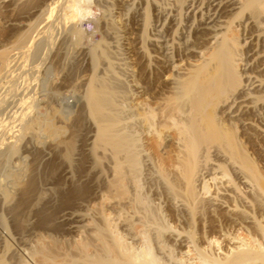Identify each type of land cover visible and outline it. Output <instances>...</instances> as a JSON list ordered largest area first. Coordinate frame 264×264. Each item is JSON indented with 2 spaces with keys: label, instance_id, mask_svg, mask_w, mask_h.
Here are the masks:
<instances>
[{
  "label": "bare ground",
  "instance_id": "obj_1",
  "mask_svg": "<svg viewBox=\"0 0 264 264\" xmlns=\"http://www.w3.org/2000/svg\"><path fill=\"white\" fill-rule=\"evenodd\" d=\"M5 1L13 18L0 29L3 202L12 192L1 174L29 129L68 183L63 201L95 199L60 216L77 237L67 264H264V173L237 135L264 113V29L246 36L263 23L264 0ZM92 3L102 12L95 21ZM245 10L240 40L223 18ZM89 22L100 38L91 31L80 49ZM73 53L85 61L81 87L75 80L62 92V82L58 91L52 76ZM40 71L39 99L30 87ZM82 123L88 131L77 148ZM256 129L264 136V125ZM36 176L24 161L14 179L16 217L37 191ZM55 240L27 255L57 264L66 253Z\"/></svg>",
  "mask_w": 264,
  "mask_h": 264
},
{
  "label": "rangeland",
  "instance_id": "obj_2",
  "mask_svg": "<svg viewBox=\"0 0 264 264\" xmlns=\"http://www.w3.org/2000/svg\"><path fill=\"white\" fill-rule=\"evenodd\" d=\"M4 3H6L5 0H4ZM4 3H3V0H0V4L4 9V10L2 8H1L2 10L0 9V29L1 30L3 29V27H5L4 29H6L8 23L10 22L11 17L13 18V14L11 13L10 10H8L3 5ZM92 6H93V3H92ZM98 8H97V6L91 7V11L92 10L93 11H92V14H90V16H88L89 17L88 20L95 21L96 19H100L102 12H101V9L100 8L98 9ZM2 11H3V13H2ZM150 12H151L150 17L152 20V19H154L155 15H154V12L152 10ZM130 14H132V13H129L128 15H125V16L123 15L124 16L123 18H125L126 16H128V18H129ZM249 14H250L249 10H247V11L245 10L243 12V14L238 15L236 17L228 14L225 18H223L225 21L229 22L231 29L235 30V32L238 35L240 40L242 38V35H241V30H239L237 25L242 23L244 17L249 16ZM128 18H127V20L129 21ZM262 19H263V21L262 20L261 21L264 23V18L262 17ZM261 21H260V23H261ZM124 22H126V18H125ZM263 23L258 24L255 27H253V26L251 27V25H250L247 32H246L247 33L246 36H248L250 34H252V36H253L254 34H257L259 29L263 30L264 29ZM126 24H127L126 27L128 28L132 24V21L130 23L126 22ZM97 26H99V25L93 26V23H90V22L85 25V28L88 32H85L83 35V36H85L84 38L86 40L83 42L82 45H80L81 46V48L79 47L80 49H82V48L85 49L86 48L85 46L89 45V42L91 40V33H90L91 31H94V34H95V37L93 39H99L100 38L99 30H98L99 28H97ZM0 38H2V37H0ZM82 46H84V47H82ZM72 56H74V57L76 56L77 58L80 56L79 61L76 57H75V59H71V58H74ZM81 56L82 55H78V54L76 55L73 53L71 55V57L69 58V60L65 61V63L68 61L67 62L68 65H65L64 62L60 63L61 67L59 66L60 68L59 67L57 68L59 72L57 70H55V72H58L59 74L55 73L52 76V82H53V84L56 83V86H57V87L54 86L55 84L53 85L54 88L56 87L55 89L58 90L59 88L61 89L64 87L63 89H61V91L64 92L66 89H68V87H67L69 85L68 83H72L74 85L76 83V81H77V83L75 84V86H77L76 88L78 89V87H81V82L83 81L82 79H83L84 74H85V73H83V75H82V73H81L82 71L84 72V68H85V61L82 59ZM74 61L75 62L77 61L80 63L77 64V62L75 63ZM72 64L74 65V67ZM62 65L65 66L64 67L65 69L62 68ZM76 65L79 67H77ZM82 65L84 66V68ZM61 69L62 70L64 69V70L62 71ZM40 72L38 73L39 75L37 73L33 74L36 77L31 79V87H30L32 89L30 94H35L34 96H36V97L39 95L38 98L44 97L43 95H41L44 93V91H42L43 88L41 87L42 81H43V74H42V72L40 74ZM52 72H54V70ZM76 73H77V76H76ZM261 74L264 75V72L263 73L261 72ZM30 75L31 74L28 75L29 78H31ZM55 75H56V78L54 77ZM73 75L77 78H78V76L80 78V75H82L83 77L81 76L82 77V79L80 78L81 81L78 78L79 82L77 79H74L73 81H71L73 78H75V77H73ZM61 76H62V78H61ZM65 76H67V77H65ZM64 79L69 81V82H66V81L64 82ZM50 80H51V77H50ZM74 81H75V83H74ZM59 82L61 85L59 84ZM62 82L66 83V84L64 85ZM58 84H59V86H58ZM72 84L69 85V89L72 88ZM62 85H64V86L62 87ZM51 86H52V84H51ZM21 88L22 87H20V90H21ZM41 88H42V90H41ZM33 89H35V92L33 91ZM39 89H40V91H39ZM72 98H74V97H72ZM72 98L71 97L68 98L69 102L70 103L76 102V100H75L76 98L73 99L75 101H73ZM52 104L54 106L58 105L57 102H55V101ZM74 104L72 103V105H74ZM42 109L39 108V111H42L41 113H45L46 110L45 109L42 110ZM3 113H6L7 116L9 117L8 114L10 112L8 110H6ZM261 115H260L262 117L261 121L257 120L256 117H255V119L252 118V116L250 118L254 119L256 121V122L254 121V124H256V123L258 124L261 122L260 124L264 125V113H263V111H262ZM261 117H259V119ZM260 124H258V125H260ZM256 125L252 126L253 129L249 130V132L250 131H252V132H250V133L248 132L249 133L248 135L247 134L244 135V132L241 131V129H240L241 126H238L237 135L242 137V139H243L242 142L244 144L245 149H247V152L258 163V166L261 168V170L264 173V138H263L264 136L259 131H256L257 130L256 128L258 127V125L257 126ZM23 126L25 127L26 124H23ZM85 128H86L85 124L82 123L80 125V128H79L82 130H80L81 132H79V135L77 136V139H76L77 148L80 144L84 143L83 141L85 140V137L82 138V134H83V136H86L87 135L86 133L88 131ZM85 131H86V133H85ZM26 132H27V135H26V138H27L30 135L29 129L26 130ZM251 134H252V136H251ZM26 138H25V140L21 141V143L19 145L18 155L17 156L15 155L14 157H12L11 160H8V162L5 163L6 164L5 168L1 174V182L4 183L11 190L12 198L9 202L5 203V202H3L4 201L3 196L0 192V214H1L0 218L2 220H3V218L5 219L3 221L0 220L1 221L0 223H4L7 226V230H4L5 229L4 226H2V224H0V226H2V228L0 227V256L3 254L2 250H3V247L5 245V242L8 243V241H9L8 244H9L10 248L4 252L6 264H17L19 261H23V259H24V261L26 259V262H28V263L30 261L32 264H40L39 263L40 255H36L35 257L29 256V254L27 255L29 250L33 249L34 247H38L39 245H41V243L48 242L51 244L52 241L54 242V239H57V240H55V242H59V244L61 245V246L59 245L60 249L58 252L61 253L64 251V253H66V254L62 253L64 256L56 258L55 261L57 262V264H67V262L70 258L68 256L69 252L71 253L72 249L74 250L73 247L75 246V245L74 246L72 245V244H75V243H73L72 240H73V238L76 239L77 237L75 238L76 234L74 232H70L68 229L65 228L67 226L64 224V222L61 221L60 216L64 211L68 210L67 208H70L73 205H74L75 209L78 207L81 208L82 205H85L87 203H89V205L93 204V206H95L96 205L95 199L93 200L95 205H94V203H90V202H87L84 200L87 198L91 200L93 196L92 197L89 196L90 198L88 196H86L87 198L85 196H82L81 198L76 199L77 203L75 201H73V203H70V204L67 203L66 204V201H63L64 198H62L63 197L62 195H65V193H66L65 191H67L65 189H68V183L66 181H63L61 178H59L60 177L59 176V169L54 167V166H51V164H52V163H50L51 157H49L51 155H49L47 153V150L45 153L43 151H41L43 149V147H41L42 145L40 144V142H37L36 138L35 139L34 138H31V139L27 138V141H26ZM81 140H82V142H81ZM32 142H34V145ZM27 143H28V145H25ZM0 147L3 148L4 145L3 146L0 145ZM2 148H0V149H2ZM77 148H76V150H77ZM32 152H34V153H32ZM33 154H34V156H33ZM46 154H48V155H46ZM35 158H36V160H34ZM21 161H23V162H21ZM24 161H25V164H30L33 167L34 173H36V175H37L36 176L37 179L39 178L37 181L38 183H36L38 188H37V191L31 192L25 198V201L23 202L21 210L19 212V216L16 217L13 214L12 209H13L15 203L17 201H19L20 189L18 188L17 183L15 182L14 179H15L16 174H18V172L20 171V167L22 166V163L24 164ZM19 162H21V163H19ZM19 165H21V166L19 167ZM78 174H79V171L74 172L75 178L78 176ZM81 174H87V172H82ZM87 177H88V179H90V182L92 181L91 183L94 184V186H97V188H98V186L100 185L99 180L97 178L91 179V177L89 175ZM92 184H90L91 187L93 186ZM93 188L96 189V187H93ZM81 201L84 203H82ZM97 201L98 200L96 199V202ZM78 202H81V203H78ZM79 204H81V205L79 206ZM90 207H92V206H90ZM82 209H84V211H85L86 208L83 206ZM46 218H47V220H46ZM42 219H44L43 222H42ZM6 232H8V233L6 234ZM5 239L6 240L8 239V241H5ZM62 246H63V250L61 249ZM68 248H70V249L67 250ZM30 257H33V258H30ZM27 259L29 261H27Z\"/></svg>",
  "mask_w": 264,
  "mask_h": 264
}]
</instances>
